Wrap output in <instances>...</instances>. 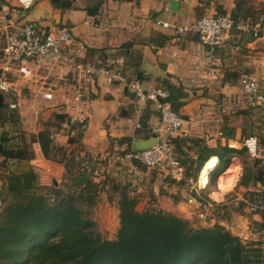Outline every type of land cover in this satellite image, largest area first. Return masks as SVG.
I'll return each instance as SVG.
<instances>
[{"label":"crops","instance_id":"0c3cea01","mask_svg":"<svg viewBox=\"0 0 264 264\" xmlns=\"http://www.w3.org/2000/svg\"><path fill=\"white\" fill-rule=\"evenodd\" d=\"M254 1L104 0L99 13L91 15L87 10L90 4L85 0H76V8L66 12L55 9L51 0H36L28 10L22 7L20 0H0V67L8 33L32 22L44 33H57L68 27L73 42L67 47L66 53L71 58L76 57L85 67H107L115 73H123L125 77L139 81L146 92L161 88L166 82L184 87L187 99L180 111L184 131L179 137L201 139L210 149L216 150L215 153L222 148H230L244 150L245 154H229L226 168L217 176L216 172L223 163L215 154L205 163L196 180L189 178L187 184L183 185L184 178L178 180L154 172L152 182L160 191L161 198H165L168 203V210L171 209L173 213L191 215L190 211L195 207L190 206L188 201L196 198L194 193L203 195L210 202L202 206L197 200L202 208L210 206L207 210L212 211L214 204L226 209V197L234 193L241 196L236 192L239 188L245 200L247 193H259L241 188L244 171L260 168L255 161L254 166L251 164L252 168L248 165L249 169L245 170V166L239 162L245 159L251 161L247 159L248 153L243 142L254 135L247 137L244 129L232 127L235 125L233 119L245 116L247 111L240 109L234 115L229 111L232 110L231 103H241L242 77L252 76L264 88V15L257 11L258 15ZM246 10L252 12L250 19L244 23L249 29L234 31L229 44L218 53L216 65L219 78L216 80L206 75V49L198 38L192 32L181 34L172 27L163 26L165 22L192 26L199 18L197 13L231 14L233 17ZM257 29L259 34L255 37L254 31ZM80 45H84V50H80ZM41 74L40 78L32 81L34 84L31 86L28 85L30 83L24 86L20 77L12 75L13 79L10 80L14 82V92L9 99L4 96V106H10V103L17 105L21 124L29 116L39 117V122H42L45 111H55L60 126L55 125L56 129L53 128L56 136L53 139L58 146L68 145L69 139L75 134L76 129L69 124L73 118L77 120L73 124L81 126V143L89 152L96 150L102 153L108 148L119 151L123 146L115 143L116 147L111 148V142L126 137H133V150L134 140L158 137L156 131L161 124L157 106L154 103H139L135 94L123 87L121 82L109 85L104 75H97L93 86H83L84 81L75 67L66 63L64 65L62 61L51 63ZM19 80L23 82L19 83ZM77 92L81 93L79 98ZM41 93L51 94L52 97L48 99ZM58 116L65 117L66 122H60ZM81 117H84L82 121ZM142 124L156 135L148 139L138 136L137 125ZM0 132L1 138L3 130L0 129ZM33 148L35 161L45 160L41 146L34 144ZM193 151L191 154L195 155L196 150ZM126 168V171L139 172L144 178L147 177V171H142L132 162ZM216 182L217 187L214 186ZM237 182V188L233 189ZM227 218H230L229 215ZM253 218L259 223L262 219L261 216Z\"/></svg>","mask_w":264,"mask_h":264},{"label":"trees","instance_id":"16d2710c","mask_svg":"<svg viewBox=\"0 0 264 264\" xmlns=\"http://www.w3.org/2000/svg\"><path fill=\"white\" fill-rule=\"evenodd\" d=\"M85 1L90 4L87 10L91 15H97L104 2ZM51 2L55 9L62 12L76 8V0ZM249 12L251 10L240 11L233 18L238 24H244L252 15ZM230 41L231 39L226 45ZM223 49L225 48L217 49V58ZM161 88L168 92L166 102L180 115L187 99L184 87L166 82ZM159 115L161 116L160 111ZM58 118L60 122L66 120L63 116ZM20 125L21 116L16 109L10 108L9 105L0 108V129L3 130L0 138V172L3 181L0 200L4 204L0 213V264H264V240L244 243L240 237L220 225L194 229L187 220L175 215L157 210L139 212L136 210L138 202L130 197L128 186L116 180L108 183L111 184L113 193L119 194L121 228L117 240H104L100 233L94 230L96 224L82 209L83 204L90 203L89 201L94 203L92 198L94 199L98 192V184L95 183L96 187L92 175L84 171L74 177L79 191L68 193L58 188H40L34 170L21 169L35 158L34 144L41 146L48 160L64 165L69 171L77 163L65 147L58 146L53 141L48 131L33 136L32 141L28 142ZM58 125L60 126L59 123L56 126ZM76 125L73 124V129H78V140L70 139L69 145L78 144L80 149L84 150L81 143L83 131L81 126ZM140 126L138 136L148 139L156 135L147 126ZM245 135L248 137L253 134ZM132 141L133 137L116 139L111 148L116 147L115 143L123 146L119 155L126 158L128 154L134 153ZM172 144L175 158L184 167L183 185L187 184L186 180L189 178H198L211 156L217 154L223 163L216 172L217 176L226 168V158L229 154H245L244 150L230 148H222L215 153L216 150L210 149L198 138L178 136ZM262 145L264 146V141ZM193 150H196L195 155L191 154ZM58 154H61V159ZM87 157L91 159H88L89 163L95 170L99 161L91 155ZM130 160L142 171L146 170L139 161ZM83 161L81 159L79 163ZM244 163L248 165L246 159ZM247 165L245 170H248ZM255 182L264 186V169L259 171ZM42 191L47 193L43 194ZM91 194L94 195L89 196L91 200L87 199ZM194 196L202 206L210 203L203 195L194 193ZM254 197L259 199L260 193L246 194L248 203L258 204ZM213 206L214 212L224 208L214 204ZM1 207L2 205L0 209ZM259 216L262 218L258 225L259 231L264 232V213L260 212Z\"/></svg>","mask_w":264,"mask_h":264},{"label":"rangeland","instance_id":"374dc122","mask_svg":"<svg viewBox=\"0 0 264 264\" xmlns=\"http://www.w3.org/2000/svg\"><path fill=\"white\" fill-rule=\"evenodd\" d=\"M254 2L257 5L256 12L259 11L260 13H262V15H264V0H256ZM259 12H257L258 15H260ZM249 14H252V12H249ZM197 15L199 16L198 19H200L205 15H214V14L213 13L211 14L203 13L201 15V13H197ZM66 50L67 48L65 49V52H64L66 59L64 61L62 60V62L64 65L65 63L69 65V61H68L69 56L67 55L68 53H66ZM1 61H3V56L1 58ZM72 66L75 67L76 71H78L79 74L81 75V78L84 81L83 86L85 85L87 86V84L90 86H93L95 84V77H97V75L99 76L104 75L106 77L105 78L106 82L109 85L114 84V82L112 81L113 77L109 79L107 73H105L106 70L111 71V69L107 67L98 68L95 66H91L94 69V72L91 73V72L85 71L84 69H80L76 67L75 64ZM44 70L36 72L37 74L34 77V79L31 81H24L23 85L25 86L26 85L25 83H30L28 85L31 86L33 83L32 81H35L37 78H40L41 77L40 74L43 73ZM8 73L6 74L7 78L13 79V76ZM112 74H115L114 71L112 72ZM41 75H45V74H41ZM206 75H207V71H206ZM120 77L124 78L125 84L126 82L132 81V79L125 77L123 73H121ZM207 77L210 78V76L208 75ZM20 81L21 80H19L18 82L20 83ZM11 82L14 83L13 81ZM22 82L23 81H21V83ZM122 86L125 87L124 84ZM129 90L130 92H133L130 88ZM13 92H14V85L12 89V93ZM41 94L43 97H45V95L48 93H41ZM77 95L79 98L81 93L77 92ZM240 100H241V103H237L236 105L234 103H231L232 110H229V111L232 112L234 115L238 112V110L241 109L240 111H247V114H245V116H240L236 119H233L235 121L234 124L236 126L233 125L232 127L235 128L239 126L240 128L245 130L247 135L252 133L254 136H256L259 139V142L261 143L260 144L261 149L263 148L261 158L256 159V158H252L251 156L247 155V159L249 161L251 160L250 162H248L249 167H251V164H253L252 166H254V163L256 161L258 162V167L260 166V168L259 170L255 169V170H250L247 172L244 171L243 177L241 179V188L242 190L249 189V190L259 191L260 193L262 190H264V187L258 186V184L255 182V179L259 171L264 169V146L262 145V141H264V108L252 106L251 103L246 99L244 95H242ZM45 113L46 114L43 115L42 117L44 119L42 122H39L38 120L40 119L39 117L29 116L25 119V123L21 124L20 129L23 133H25V136L28 142L32 141L33 136L36 137L37 135H39V133L43 131H48L52 139L55 136V134H53V132L55 131L53 130V128H55V125L59 123V121H57L55 111L47 110L45 111ZM80 119L82 121L84 117H81ZM69 120L67 121V123H69ZM75 121H77L76 118H73L72 122L69 123L70 126L73 125ZM159 130L160 128H158L156 131V134H158L157 138L162 136V133L161 132L159 133ZM77 134H78V129L75 131V134L71 136L70 139L78 140ZM61 138H60V141H61ZM55 139H56V136H55ZM65 148L68 154L71 153L70 156L77 163L76 166L71 169V171L67 170L62 164L50 161L46 157H45V160H36V161L34 158L33 159L34 164H32L33 163V160H32L30 163L26 164L21 169L27 170L29 168H32L34 172L37 174V184L40 188L42 187L44 188L47 187L50 189L58 188L68 193L79 191V189H77L75 185L76 181L74 177H76L79 173L84 172V171H87L88 175L91 174L93 177L94 184L95 183L98 184V192L95 195L94 199L92 198V201L94 203L92 204V202L89 201L90 203L83 204L82 209L88 215V217L96 224L94 230L100 233L101 237L104 240H109V241L117 240L118 234L121 228L119 194L113 193L111 184H110L112 180H116L118 182H121L122 185L128 186V193L130 197L136 199L138 202L136 206V210L139 212H143L145 210H157V211H162L166 214L175 215L178 218L187 220L190 223V226L194 229H199L202 227L210 228L216 225H220V226H223L226 230L230 231L233 235L240 237L244 243H251V242L264 240V232H260L259 231L260 228L258 226L260 225L261 222L259 223L253 218L259 215L254 213V211L252 210L250 206L251 204L248 203L247 201L248 199L245 200L240 188L237 189L236 192L237 194L240 193L243 199L241 198V196H237L235 193L234 195L226 197L225 202H228V208L226 209L221 208L214 212V207H213L212 211H208L207 209H209L210 206L204 209L202 208V206H200L196 198H191L188 201V204L192 207H195L194 210L190 211V213L192 212L191 215L189 214L184 215L179 212L173 213L171 209L168 210L169 209L167 206L168 203L166 202L165 198L164 199L163 197L161 198L160 191L157 188H155V185L152 182V179L155 177L154 172L169 175L168 171L147 170L146 169L147 177L144 178L142 174L139 172H133V171L131 172V170L130 171L125 170L127 169L126 167L128 163H130L131 160L121 157L119 155V151H112L108 148L107 151H104L102 153H99V151H96V150L93 152L91 151L89 152V150H85V148L84 150L80 149L78 144L69 145V142H68V145L65 146ZM88 155L93 156L95 160L99 161L97 162L98 164H96L97 166L95 167V170H93L94 168L93 165L89 163V160L91 159L87 157ZM58 156H60L58 157L59 159L62 158L61 154H58ZM81 159H83L84 161L82 163H79ZM239 162H241V165H243V167L247 165L246 163H244V160L243 161L241 160ZM71 172L73 173V176H71ZM1 176L2 175L0 172V192L3 189V181H2ZM108 181L110 183H108ZM237 184L238 182L232 188L233 189L237 188ZM214 186L217 187V182L214 184ZM42 193L45 194L47 193V191H42ZM89 196H94V195L93 194L88 195L87 199L91 200ZM260 196H261L260 198L264 199V191L260 193ZM257 198L258 197H256L255 200L257 201L258 204L259 203L264 204L263 199H260V198L257 199ZM0 205H2L0 209V213H1L2 208L4 207V204L1 200H0ZM228 215L230 217L229 219L227 218Z\"/></svg>","mask_w":264,"mask_h":264},{"label":"built area","instance_id":"2783aa9c","mask_svg":"<svg viewBox=\"0 0 264 264\" xmlns=\"http://www.w3.org/2000/svg\"><path fill=\"white\" fill-rule=\"evenodd\" d=\"M36 0H20L22 7L30 9ZM164 27H172L177 33L192 32L199 40L200 44L206 49V67L207 75L211 79H218L216 51L218 48L225 47L231 39L235 29L248 30V25L237 23L231 14L224 15H205L196 20L189 27L171 25L163 23ZM259 30L254 31V36L258 37ZM73 37L70 29L63 28L58 33H44L40 31L32 22L25 23L20 28L12 29L7 35L6 45L3 48L0 67V94L8 99L12 94L14 83L7 78L6 74L16 75L23 81H31L36 76V72L46 69L51 63L64 61L65 49L71 45ZM80 50L84 46L80 45ZM69 65H74L87 72H94L92 67L84 66L77 61L76 57H69ZM112 70H106L109 79L113 77V82H121L126 88H130L139 103H154L161 113L160 130L162 136L158 138L157 144L145 151L134 152L126 156L127 159L139 161L147 170H165L173 179L182 180L184 178V167L175 158L172 141L177 138L184 130V120L175 111L171 105L166 102L168 92L162 88H157L151 92L143 90L141 83L137 80L124 82L121 73L112 74ZM134 81V82H133ZM240 90L242 95L254 107L264 108V88L259 80L252 76H244L240 81ZM51 98L50 94L45 95ZM10 108L16 109L17 105L10 103ZM137 125V128H140ZM244 148L252 158H261L263 148L260 147L259 139L251 136L245 139ZM255 214L264 213V204L250 205Z\"/></svg>","mask_w":264,"mask_h":264},{"label":"water","instance_id":"95a60500","mask_svg":"<svg viewBox=\"0 0 264 264\" xmlns=\"http://www.w3.org/2000/svg\"><path fill=\"white\" fill-rule=\"evenodd\" d=\"M4 100H5L4 95L0 94V107L4 106ZM157 142H158V140L156 137H152L148 140L136 139L133 142V150L136 152L145 151V150H148V149L154 147L157 144Z\"/></svg>","mask_w":264,"mask_h":264}]
</instances>
